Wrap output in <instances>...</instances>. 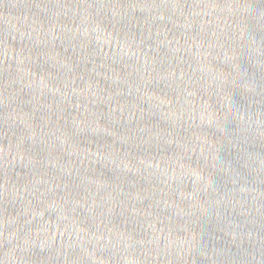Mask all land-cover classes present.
Returning a JSON list of instances; mask_svg holds the SVG:
<instances>
[{
    "label": "water",
    "instance_id": "95a60500",
    "mask_svg": "<svg viewBox=\"0 0 264 264\" xmlns=\"http://www.w3.org/2000/svg\"><path fill=\"white\" fill-rule=\"evenodd\" d=\"M0 264H264V0H0Z\"/></svg>",
    "mask_w": 264,
    "mask_h": 264
}]
</instances>
